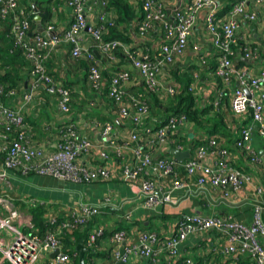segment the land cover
<instances>
[{
    "label": "built area",
    "instance_id": "obj_1",
    "mask_svg": "<svg viewBox=\"0 0 264 264\" xmlns=\"http://www.w3.org/2000/svg\"><path fill=\"white\" fill-rule=\"evenodd\" d=\"M63 1L73 10L69 26L62 32H56L50 26V34H41L37 30L30 34L31 23L19 0H0V15L12 21L11 34L16 46L23 50L33 67L28 89L18 96L14 104L4 103L3 96L12 99L17 91L7 90L0 85V155H4L0 179L9 170H19L23 174L35 171L44 176L88 184L110 179V162L117 160L121 163L120 156L125 160L129 154L128 163L123 164L122 168L123 180L135 182L141 179V192L148 206L157 207L172 201V191L187 184L186 180L180 178V171L190 179L196 178L201 188L219 190L225 197L254 183L251 223H244L233 216L194 213L177 222L175 230L168 236L163 238L156 231L143 230L135 245L124 248L122 244L127 238V231L120 229L111 233L109 239L113 245V260H101L97 264H117L119 261L127 264L133 255H140L151 264H162V257H165L169 264H173V260L181 253V244L190 235L212 231L219 234L218 241L225 240L223 246L214 243V254L230 257L234 264L239 257L245 256L254 264H264V185L255 183L254 174L236 167L228 156L230 152L235 157L240 153L254 164L264 162V156L258 154L252 143L256 130L262 140L264 153V68L255 70L252 66L263 60L264 48L252 42L250 35L240 45L237 35L243 24L259 21L264 0H238L223 16L218 14L216 0H191L175 7L173 11L166 8L165 0H141L143 14L136 24L140 38L145 41L150 32L163 31L164 42L155 55L149 49H140L119 39H104L106 25L114 23L108 0ZM204 8L208 9L206 27L219 53L216 75L223 79V83L214 88L211 102L215 109L220 110L229 100L237 115L235 119L239 121V134L233 150L227 146L220 147L225 146V137L208 135L206 143L198 147L191 146L194 155L190 152V156L183 161L176 160L174 156L168 157L166 150L169 136L174 133L182 135V125L188 120L185 116H172L167 124L157 129L147 123L145 119L149 115V99L141 91H129L127 84L132 80L129 70H121L113 75L108 88V96L117 104L127 134H116L114 123L109 120H93L90 122V131L99 139L96 142L82 132L77 122L72 121L63 125L58 141L51 149L33 145V128L26 122L23 111L38 91L43 90L57 97L62 113L67 115L72 111L71 90L50 74L46 66L56 48L66 44L74 58H84L90 62L88 81L93 90L100 93L108 80L102 73L101 59L94 50H84V33L88 32L95 43V50L115 61V52L120 48L132 67L139 71L147 90L166 99L178 92V86L166 80L162 73L167 71L169 63H175L188 50L197 15ZM232 46H237V51ZM193 49L202 50L197 44ZM194 77L200 79L197 73ZM248 117L252 123L244 124ZM240 121L243 123L240 124ZM118 139H121V144ZM173 149L185 151L180 144ZM92 150L97 151L99 164L80 158L92 156L89 155ZM171 175L172 182L163 185V180ZM0 204L8 211L6 215H0V264H37L44 258L47 264H72L74 258L64 251L59 234L63 231L73 232L90 222L103 211L106 201L79 203L61 217L62 220L56 214L51 215L46 220L51 227L44 235L35 228L32 215L22 213L3 197H0ZM103 232L100 229L91 232L87 247H92ZM122 248L124 253H121ZM56 249H60V252L51 258L50 254ZM186 263L193 264V261L188 258Z\"/></svg>",
    "mask_w": 264,
    "mask_h": 264
},
{
    "label": "crops",
    "instance_id": "obj_2",
    "mask_svg": "<svg viewBox=\"0 0 264 264\" xmlns=\"http://www.w3.org/2000/svg\"><path fill=\"white\" fill-rule=\"evenodd\" d=\"M24 5L49 7L52 11V17L44 27V34H50V26H53L56 32H62L66 29L73 19V10L64 3L63 0H19ZM137 10L139 16L142 15L141 7L138 0H129ZM238 0H216L218 14L223 16L228 13L232 5ZM191 2V0H165L166 8L173 11L175 7ZM38 8L35 9V15L39 14ZM112 11V10H111ZM208 9L200 10L197 15L195 30L190 37V45L183 56L177 58L176 62L169 68H178L188 70L191 67L196 69L200 77L199 84L201 91H198L199 101L206 105L211 103L214 98V88L221 84L219 77L216 75V68L219 64L218 49L213 45L211 36L206 27V15ZM259 21L250 24H243L238 30L240 45L244 39L250 37V40L258 43L264 48V6ZM115 14V11H112ZM40 15V14H39ZM42 20V19H41ZM137 20L132 24L125 23L119 27L120 31L129 38L128 43L140 49H149L152 55L164 42L163 31L150 32L147 40L143 41L137 32ZM91 22H94L91 20ZM39 25L37 23V28ZM199 45L201 52L193 49L194 45ZM84 50H95V43L88 32L84 33ZM121 54V55H120ZM115 61L109 60L102 55V69L105 70L107 77L114 75L117 71L129 70L132 74V80L127 84L131 92L141 91L144 93L145 86L139 71L132 67L127 59L120 53ZM244 61V60H243ZM244 63L248 64L247 61ZM242 63V64H244ZM216 64V67L214 66ZM88 62L85 59H73L70 54V48L64 44L60 46L50 57L47 67L52 75L63 85L69 87L72 91L73 109L70 114L61 112L57 97H53L40 90L36 93L34 99L25 107L26 120L33 128V143L37 146L51 149L59 137L60 127L75 121L84 134H87L93 141H99L90 131V122L93 119L109 120L114 123L115 133L120 136L127 134L126 125L123 124L117 111V106L103 92L99 93L93 90L88 78ZM255 70L264 68V57L261 62L252 65ZM28 76L26 87L19 90L18 95L24 93L28 88L30 75ZM166 80L167 78L164 77ZM16 96L10 101L14 103ZM227 102V101H226ZM228 103L223 107L228 121L231 111L227 108ZM230 120V119H229ZM251 119L246 118L245 122L252 123ZM150 123L161 122L159 116L153 117ZM243 123V121H242ZM256 125H254V128ZM182 136L185 135L189 140L199 138L200 133L190 123L182 125ZM236 132V131H235ZM256 132V130H255ZM232 134H234L232 132ZM237 135V134H235ZM237 136H235L236 140ZM234 143V142H233ZM229 140L225 143L229 149L233 144ZM253 147L260 156H264L262 143L259 134L256 132L253 136ZM173 144V145H172ZM186 144V141H185ZM187 145V144H186ZM190 145V144H189ZM167 153L175 146L174 142L168 143ZM191 155L195 154L193 148L188 147ZM185 150V151H186ZM174 156L173 154H171ZM175 157V156H174ZM238 165L246 171H251L255 176V183L264 185V162L257 167L247 164L245 157L240 154ZM98 155L95 151L94 156H85L84 161L97 163ZM176 160H178L175 157ZM240 163V164H239ZM112 177L107 180H99L93 183H75L61 180L52 176H44L36 172L23 174L19 170H9L6 175L0 179V197L5 198L11 206L19 209L22 213L32 215L31 209L42 206L45 210V221L51 215L59 217L66 216L71 208L76 207L79 203L90 202L100 203L106 201L103 211L96 215L90 221V233L98 229L104 231L97 237L93 246V253L90 260L97 264L101 260L110 262L113 260V245L110 243V235L114 231L124 229L127 231V238L122 247L135 245L141 231H157L161 237H166L172 233L182 218L194 213H201L206 216H233L244 223H251L252 220V203L255 198L254 183L246 185L238 192L232 193L231 196L225 197L221 191L214 189H203L194 178H188V175L180 171V178L186 180L187 184L173 190L172 201L160 206H148L145 195L141 192V179L135 182L123 180L120 163L115 160L110 162ZM4 169V155H0V172ZM173 176H168L163 180V185H169ZM7 210L0 204V215H6ZM33 216V215H32ZM218 233L212 231L207 234H192L180 246L181 253L173 260V264H182L186 259L191 258L193 264L204 258L210 261V264H234L230 257L220 254H214L212 247L215 245H225V240L218 241ZM211 237V238H210ZM122 248V249H123ZM121 249V250H122ZM108 253V254H107ZM162 264H169L165 257H162ZM245 258V257H242ZM209 259V260H208ZM249 262V261H248ZM47 264V263H46ZM117 264H126L119 261ZM127 264H151L148 260L140 255H133Z\"/></svg>",
    "mask_w": 264,
    "mask_h": 264
},
{
    "label": "trees",
    "instance_id": "obj_3",
    "mask_svg": "<svg viewBox=\"0 0 264 264\" xmlns=\"http://www.w3.org/2000/svg\"><path fill=\"white\" fill-rule=\"evenodd\" d=\"M138 1L141 7L142 14H143V8H142L143 3L141 0H138ZM20 5L26 9V17L31 23L32 28H31L30 34H32L37 28V21L35 20L36 15L34 13L36 8H38L37 10L42 17V20H41L42 25L45 26V24H47V22L52 17V11L49 7H41L38 4H36V6H32V5L26 6L22 4L21 2H20ZM108 8L109 10L115 11V14H113L114 23L111 25L110 24L106 25V33L104 34V39L106 40L119 39V40H122L128 43L129 41L128 36L124 34L123 32H121L119 27L121 25H124L125 23L129 25L132 24L134 20L141 19L142 15L139 16L137 10L135 9V7L131 4L129 0H108ZM11 29H12V21L10 19H4L0 15V85L5 86L7 90L15 89L18 92L19 90L24 89L26 87V79L28 76L26 75L27 73H24L25 72L24 70L27 69L31 77V72H32L33 67H32V63H30V61L24 55L23 50L16 46L15 39L13 35L11 34ZM137 32H138V29H137ZM232 47L237 51V46H232ZM120 53H122V55H124V57L126 58L125 54L122 52L120 48L117 49L115 52L116 57H118ZM81 59H84V58H81ZM48 61L46 62V66H47ZM86 61L88 62L87 67L89 70L90 62L88 60ZM173 64L174 62L169 63L168 68ZM214 66L216 67V64ZM195 71L196 69L194 67H191L188 70H180L178 68H171L170 73L172 74V77L174 78L173 82L177 86H178L177 82L180 83L181 89L173 96L166 97L168 98V101H166L167 102L166 104H163L165 102H161L160 94L153 93L147 90V88L145 87V90L143 89V91H144L145 96L149 99V102H147L149 106V115L146 117L145 121H147V123L149 124H152L150 123L149 119L151 120L153 117L159 116V118L162 119V121L155 123L156 125L152 124L155 126L154 128L157 129L160 126L167 124L169 121V118L172 116H176V117L185 116L188 122L190 123V125H193V127L196 129L197 133H200L199 138H194L192 140H189L187 137H185V135L182 136V135H178L175 133L169 136L170 141L174 142L175 145H178V144L183 145L185 150L188 147H191V146L198 147L206 143L207 142L206 139L208 135L223 136L226 139V143L229 140V144L232 145L233 142L235 143L236 135H233L230 132L226 119L222 113L223 111L221 109L220 110L215 109L213 104H206V105L201 104L200 101L198 100L199 96L197 94V91H194L193 89H191L192 83L195 84V81H196L194 77V75L196 74ZM118 72L119 71H117V73ZM117 73H115L114 75H116ZM50 74L52 73L50 72ZM103 75L108 80V84L101 91V93L103 92V95L108 96V93H109L108 88H109L110 81L113 78V75L111 74L110 77H107L106 72H104ZM87 78H88V74H87ZM29 83H30V80H29ZM71 94H72V91H71ZM16 95H18V93ZM110 99L117 106L115 101L112 98ZM3 100H4V103H7V104H9V102L12 104L15 103V102L13 103L12 101H10L11 97L3 96ZM72 109H73V99H72ZM117 111H118V108H117ZM23 113L25 116L24 111ZM25 120H26V116H25ZM93 120H97V119H93ZM102 120L106 121L105 119H102ZM98 121H101V120H98ZM26 122L29 124L27 120ZM244 124H250V122H244ZM29 125L31 126V124ZM62 127L63 126H61L60 129H62ZM185 141L187 145L185 144ZM118 142L121 144L122 143L121 139H118ZM32 143H33V139H32ZM33 145L37 146L34 143ZM231 150H233V148ZM113 156L116 157L115 154H113ZM126 156L127 157L125 160L123 159V156H120L119 158L121 161L120 164L122 166L121 169L124 166L123 164L128 163L129 154ZM170 156L172 155L169 154L168 157ZM99 163L100 161L99 159H97L96 164H99ZM194 179L197 183V179L196 178ZM44 212L45 210L43 209L42 206H37L31 209L35 228L42 235H44L45 231L49 227H51L50 224L45 221ZM60 220H62L61 217H60ZM89 223L90 222H87L85 225L79 226L73 232L63 231L59 234V238L62 240L64 244V247H63L64 251L70 254L74 258L72 264H80L79 252L76 250V247L80 243L87 246V243L90 237V224ZM95 243L93 244V246L95 245ZM93 246L89 247L91 250L87 252L86 254V262L88 264H95L94 262L90 260V257H92V253H93ZM209 263L210 261H206V259L204 258H199V260L196 262V264H209ZM225 263L230 264L227 262ZM182 264H187V263L185 261V262H182ZM235 264H254V263L251 261L249 257L245 256V258L239 257L237 260H235Z\"/></svg>",
    "mask_w": 264,
    "mask_h": 264
},
{
    "label": "rangeland",
    "instance_id": "obj_4",
    "mask_svg": "<svg viewBox=\"0 0 264 264\" xmlns=\"http://www.w3.org/2000/svg\"><path fill=\"white\" fill-rule=\"evenodd\" d=\"M62 46V45H61ZM60 48V47H59ZM59 48H56V51H58L59 50ZM158 50V49H157ZM157 50H156V52H157ZM71 54V53H70ZM72 56V55H71ZM183 56V55H182ZM73 57V56H72ZM178 58H180V57H178ZM73 59H77V58H74L73 57ZM128 59V58H127ZM78 60V59H77ZM103 68V67H102ZM105 72V70L104 69H102V73H104ZM88 74V73H87ZM162 76H164V77H166L167 78V80L169 81V82H173L174 81V78L172 77V74L170 73V68H167V71L166 72H164V73H162ZM219 79H220V81H221V84L223 83V79L221 78V77H219ZM195 83L196 84H194V83H192V86L191 87H193V90L194 91H197V94H198V91L200 90L201 91V85L199 84V80H196L195 81ZM177 84H178V91L181 89V84L180 83H178L177 82ZM220 84V85H221ZM191 90V89H190ZM18 96L19 95H16V100L18 99ZM199 96V95H198ZM161 99V98H160ZM198 100H200L199 99V97H198ZM166 101H168V98H166V99H164V98H162L161 99V102H165V103H163V104H166L167 102ZM229 102V100H227V102L226 103H228ZM225 103V104H226ZM208 104V103H207ZM209 104H212V102L211 103H209ZM229 106H227V108L231 111V116H229L228 117V121H227V118H226V115H225V111H223V108L221 109L223 112V115H224V117H225V119H226V122H227V124H228V127H229V130H230V132L232 133H234L233 135H235V134H237L236 136H238V131H239V129H237L238 128V126H239V121L238 120H236L235 118H236V113L233 111V109H232V107L230 106V103L228 104ZM236 115V116H235ZM248 118H250V117H248ZM230 119V120H229ZM245 118H243V120H244ZM242 122L240 121V124H241ZM236 131V132H235ZM261 139V138H260ZM225 143H226V140H225ZM261 143H262V140H261ZM220 147H223V148H227L226 146H224V145H221ZM89 155H92V156H94L95 155V151L94 150H92V153H90ZM86 155H84V156H81L80 158L81 159H83L84 157H85ZM228 156L232 159V161L235 163V166L236 167H238V168H241V169H244V168H242L241 166H239L238 165V162H239V160H240V158H236L235 157V155L233 154V153H228ZM239 156H240V153H239ZM237 160H238V162H237ZM245 160H247V164H250V165H253L254 167L256 166L257 167V164H254L252 161H250L249 159H247V158H245ZM240 164V163H239ZM245 170V169H244ZM31 172H35V171H31ZM249 172V171H248ZM250 173H252L251 171H250ZM2 257V255H1V253H0V258ZM6 264H10V263H6ZM37 264H46V258H44V259H42V260H40Z\"/></svg>",
    "mask_w": 264,
    "mask_h": 264
},
{
    "label": "water",
    "instance_id": "obj_5",
    "mask_svg": "<svg viewBox=\"0 0 264 264\" xmlns=\"http://www.w3.org/2000/svg\"><path fill=\"white\" fill-rule=\"evenodd\" d=\"M41 19H42L41 15L37 14L35 16V20L37 21V23L39 25V28L37 29V32L42 34V33L45 32V29L41 25ZM94 52L97 55V57L102 60V54L100 53V51L94 50ZM170 153L173 154L179 161H183L184 159H186V158H188L190 156V151L189 150L180 151V150H177V149H171ZM76 250L79 252V262H80V264H88L86 262V254L91 249L89 247H87L86 245L80 243V244L77 245ZM59 252H60V249H56L53 253L50 254V257L51 258H55L56 255ZM121 253H124V249L121 250Z\"/></svg>",
    "mask_w": 264,
    "mask_h": 264
}]
</instances>
